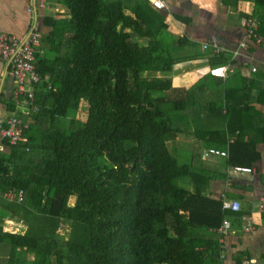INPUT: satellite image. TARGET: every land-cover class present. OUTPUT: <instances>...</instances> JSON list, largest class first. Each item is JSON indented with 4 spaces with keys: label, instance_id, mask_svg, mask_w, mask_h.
I'll return each mask as SVG.
<instances>
[{
    "label": "trees",
    "instance_id": "16d2710c",
    "mask_svg": "<svg viewBox=\"0 0 264 264\" xmlns=\"http://www.w3.org/2000/svg\"><path fill=\"white\" fill-rule=\"evenodd\" d=\"M59 1L70 16L45 18L29 142L4 139L12 149L0 152V188L25 193L0 209V240L14 248L7 264H220V238L205 234L235 214L205 187H180L194 176L193 160L180 164L168 149L180 154L170 143L187 110L165 93L171 43L181 41L147 0ZM239 1L220 0L234 8ZM252 1L264 36V0ZM82 101L85 119L71 118ZM7 114L18 115L12 103ZM230 154L233 169L259 156L241 138ZM7 210L22 215L23 234L3 233ZM62 224L71 227L66 236Z\"/></svg>",
    "mask_w": 264,
    "mask_h": 264
},
{
    "label": "crops",
    "instance_id": "0c3cea01",
    "mask_svg": "<svg viewBox=\"0 0 264 264\" xmlns=\"http://www.w3.org/2000/svg\"><path fill=\"white\" fill-rule=\"evenodd\" d=\"M165 1L167 7L156 11L164 17L170 34L181 41L174 48L175 54H170L174 59L169 72L172 88L165 93L187 103V110L181 112L179 121L175 120L180 133L170 145L188 163L193 160V183L205 187L209 195L241 204L239 212L230 213L233 232L224 240L218 231L205 234L220 238L218 262L243 264L248 260L249 264H257L264 256V214L257 210L264 197V36L260 23L262 43L248 40L243 25L244 18L254 15L255 3L241 0L234 8L220 0ZM132 4V0L128 1V5ZM127 13H133L132 8ZM66 16L70 12L59 0L45 4L41 0H0V32L23 41L36 29L42 34L50 31L45 26L46 17ZM262 32L264 35V27ZM244 41L248 42L245 49L241 48ZM215 44L220 51H216ZM224 65L233 69L225 77L209 73L211 68ZM17 87L11 76V60H0V132L1 120L10 117L7 111L11 103L19 116H30L28 103L16 98ZM239 138L255 144L259 156L250 166L253 173L235 175L227 158H204L205 150H225L227 143L231 147ZM4 141L0 135V152L9 154L12 148ZM5 220L1 221L4 234L21 235L26 231L23 220L12 216ZM246 220L254 225V231H245ZM13 252L9 242L0 240V264L11 262ZM27 258L34 259L33 255Z\"/></svg>",
    "mask_w": 264,
    "mask_h": 264
},
{
    "label": "built area",
    "instance_id": "2783aa9c",
    "mask_svg": "<svg viewBox=\"0 0 264 264\" xmlns=\"http://www.w3.org/2000/svg\"><path fill=\"white\" fill-rule=\"evenodd\" d=\"M42 3H46V0H41ZM151 7L155 10L161 11L167 7L165 0H147ZM243 25L246 28L247 39L254 41L257 44H261L263 39L259 34L260 22L254 15H249L243 19ZM42 40V33L36 29L34 30L29 38L22 42L15 35L6 34L0 32V60H11V76L17 82V94L16 96L25 95L28 102L35 101L36 86L41 82L42 76L40 75L36 66V53L40 48ZM208 45H205L207 47ZM248 47V42L244 41L241 43V48L245 49ZM216 51H220L221 47L215 44ZM233 69L229 66H221L216 68H211L209 73L217 77H225L228 72ZM256 71V67L252 68ZM1 132L0 135L5 139L10 145L17 146L19 144H25L29 142L27 136V130L29 129V122H26L19 115L14 117H8L1 120ZM29 150V147L26 148ZM205 158H229V154L225 151H221L215 148H209L205 151ZM213 156H210V155ZM215 155V156H214ZM219 157H216V156ZM236 168V167H235ZM235 175L240 174H251L253 170L246 167H238L233 169ZM24 189L10 188L7 190H2L0 188V201L8 202H20L24 198ZM224 209L231 212H239L241 205L236 200H230L225 198ZM258 212L264 214V197L261 198ZM243 228L246 232L254 231V225L248 220L244 221ZM219 234H221L222 240L224 237L233 232L230 227L229 219L224 221V224L218 229ZM250 262L246 260L243 264H249Z\"/></svg>",
    "mask_w": 264,
    "mask_h": 264
},
{
    "label": "rangeland",
    "instance_id": "374dc122",
    "mask_svg": "<svg viewBox=\"0 0 264 264\" xmlns=\"http://www.w3.org/2000/svg\"><path fill=\"white\" fill-rule=\"evenodd\" d=\"M125 1V3H127L128 4V1H130V0H124ZM132 1H134V0H132ZM136 1H140V0H136ZM130 3V2H129ZM22 42H24L23 40H22ZM177 46V42H174V43H171V48H170V54L171 55H174L175 54V52H174V48ZM16 98H18V99H23V101H27V103H28V105L30 106L31 105V107H33L32 109L33 110H31V112L33 113V112H37L38 111V107L37 106H35L36 105V103H35V101H31L30 103L28 102V100H27V97L25 96V95H20V96H16ZM84 101H82V103H81V107H80V109H79V112H71V114H70V117L71 118H76V119H79V118H81L82 120L83 119H85V117H84V113H86V111H87V107H86V103L84 102ZM10 117H14V116H10ZM21 117V116H20ZM22 118L25 120L26 118H27V116L26 115H22ZM64 121H66V120H64ZM64 126H68L69 125V123L67 124V121L63 124ZM230 145L231 144H229V143H227V145L225 146V150H222V149H219V148H215V149H218V150H221V151H225V152H227L228 154H229V156L231 155L230 154ZM212 148H214V147H211V149ZM169 151L173 154V156H175L176 158H177V160L179 161V163L180 164H182V163H184V160H182L181 159V156H180V154L178 153H176V152H174V150H171V148H170V146H169ZM208 150V149H207ZM207 150H205V151H207ZM204 151V156H205V154H206V152ZM176 153V154H175ZM210 155V154H209ZM210 156H213V155H210ZM215 156V155H214ZM216 157H219L218 155L216 156ZM205 159H211V158H205ZM215 159V158H214ZM223 159V158H222ZM238 167H246V168H251V167H247V166H238ZM237 168V167H236ZM236 168H234V169H236ZM252 170H253V172H254V169L253 168H251ZM232 174H234L233 173V170H232ZM241 175V174H240ZM193 180L194 179H192V180H188V181H186L185 179H182V180H179L178 181V184H179V186L180 187H184V188H186V189H188V190H190V191H194V188H195V186H196V183H193ZM7 203H13V202H8V201H6ZM70 202L73 204L74 202H75V197H71V199H70ZM240 203V202H239ZM241 205V204H240ZM7 214H8V216H12V218H14L15 220L17 219V220H19V221H22L23 220V218H22V215L21 214H18V213H12V212H10V211H8L7 210ZM5 219H7L6 217L3 219V222H4V220ZM6 221V220H5ZM7 223V221L5 222V224ZM62 226V228L60 229V231H61V235H63V236H66V235H68L69 234V232L68 231H70V229H71V227L69 226V225H67V224H62L61 225Z\"/></svg>",
    "mask_w": 264,
    "mask_h": 264
}]
</instances>
